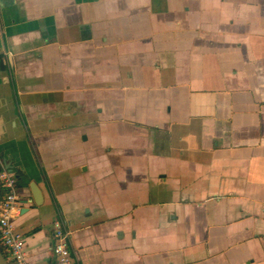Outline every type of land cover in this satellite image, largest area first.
<instances>
[{"label": "crops", "instance_id": "obj_1", "mask_svg": "<svg viewBox=\"0 0 264 264\" xmlns=\"http://www.w3.org/2000/svg\"><path fill=\"white\" fill-rule=\"evenodd\" d=\"M1 163L25 264H264V0H0Z\"/></svg>", "mask_w": 264, "mask_h": 264}, {"label": "built area", "instance_id": "obj_2", "mask_svg": "<svg viewBox=\"0 0 264 264\" xmlns=\"http://www.w3.org/2000/svg\"><path fill=\"white\" fill-rule=\"evenodd\" d=\"M17 180L14 173L0 164V244L8 264H25L23 239L15 227L14 217L18 214ZM69 233L55 225L53 254L55 264H71L68 248Z\"/></svg>", "mask_w": 264, "mask_h": 264}, {"label": "water", "instance_id": "obj_3", "mask_svg": "<svg viewBox=\"0 0 264 264\" xmlns=\"http://www.w3.org/2000/svg\"><path fill=\"white\" fill-rule=\"evenodd\" d=\"M12 172L14 173L16 180H19L20 174L18 173V175H17L16 170H14ZM29 188H30V192H31V199H28L27 203L28 204L33 203L35 206H40L42 204V200H43L40 190L37 188V186L34 183H31L29 185ZM15 227H16V225H15ZM0 264H8L5 256L1 252H0Z\"/></svg>", "mask_w": 264, "mask_h": 264}, {"label": "trees", "instance_id": "obj_4", "mask_svg": "<svg viewBox=\"0 0 264 264\" xmlns=\"http://www.w3.org/2000/svg\"><path fill=\"white\" fill-rule=\"evenodd\" d=\"M0 252H1L3 255H5V253H4V249L2 248L1 244H0Z\"/></svg>", "mask_w": 264, "mask_h": 264}]
</instances>
